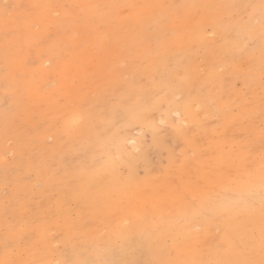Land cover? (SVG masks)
Masks as SVG:
<instances>
[{"label": "bare ground", "instance_id": "bare-ground-1", "mask_svg": "<svg viewBox=\"0 0 264 264\" xmlns=\"http://www.w3.org/2000/svg\"><path fill=\"white\" fill-rule=\"evenodd\" d=\"M56 1L30 0L36 13L22 17L27 25L21 33L23 42L13 61L0 67V80L12 82L10 73L17 68L24 73L20 68L23 45L37 35L34 22L43 31L53 26L49 14ZM206 3L203 9L199 3L192 4L190 16L182 21L183 34L142 53L139 65L129 66L123 80L122 74L110 79L107 73L111 62L125 60L122 46L107 29L93 35L99 52L86 43L74 55L72 63L80 79L74 93L56 90L43 96L37 87L47 75L42 67L30 82L8 84V91L16 94L10 115H17L24 98L44 102L47 109L43 113L38 105H30L38 122L21 123L28 134V157L0 162V190H10L6 197L0 194V264H83V248L95 258L90 264H113L115 257L120 264L260 259L264 175V72L260 67L264 63L242 47L247 61L239 58L230 64L231 76L226 67L227 48L241 47L234 43L238 29L243 33L240 38L255 42L264 55V14L262 28L233 24L230 12L236 0ZM71 4L60 0L56 8L67 12ZM182 50L184 59L193 63L192 72H197L188 74L179 59L170 67ZM78 59L84 64L77 65ZM102 59L107 62L102 69L95 67L97 76L85 84L89 66L102 64ZM244 62L251 68L246 79L256 91L238 89L233 80ZM215 64L219 66L213 68ZM201 66L209 70L198 71ZM199 72L204 74L198 76ZM89 93L94 95L90 106L70 110L73 96L85 100ZM123 101L126 107L118 109ZM105 104L125 118L114 130L115 139L101 140L99 135L104 124L110 125L107 118L103 120ZM74 114L82 119L70 127ZM1 116L0 153L3 137L12 131L10 118ZM48 136L54 141L47 146L43 141ZM81 147L92 149L88 162L71 168L63 165L64 155H75ZM99 155H104L103 161ZM244 201L251 207L245 208ZM226 206L238 210L227 213ZM99 248L104 253L100 257Z\"/></svg>", "mask_w": 264, "mask_h": 264}, {"label": "rangeland", "instance_id": "rangeland-1", "mask_svg": "<svg viewBox=\"0 0 264 264\" xmlns=\"http://www.w3.org/2000/svg\"><path fill=\"white\" fill-rule=\"evenodd\" d=\"M69 1H71L72 4L67 10L68 13L63 12L61 8H56L60 0L56 1L54 11L49 14L50 18L54 22L53 26L45 28L43 31L42 27L38 26L37 23L34 22L32 29L37 33V35L34 34L35 38L32 39L30 44H28L27 46L25 44L23 45L24 51H22L21 53L23 54V57L20 61V68L21 70L23 69L24 73L21 74L18 68L10 73L13 77L12 82L15 83V81L17 80V86L20 82H30L32 79L31 76L33 77V75H35V73H37L42 67L43 69H45V71H47V75L44 76V80L38 82L37 87L38 90L43 93V96L46 94H50L56 90L59 92L68 90V92H70L71 94L74 93L75 85L80 80L76 75V70L72 63L74 55L79 52L80 49L83 48V45H85L86 43L90 44L92 47H95V50L97 49L96 52H99L101 48L100 44H95V40L93 39L98 33H102L107 29H109L111 33L113 32L115 34L117 44L119 43L123 48L122 51L125 52V60L117 62V64L114 61L111 62L113 64L111 65L107 73L109 74L110 79H112L115 75L122 74L123 80L126 78L127 72L129 71V66L139 65L140 55L142 53L145 54L149 50L154 51L161 41H167L168 38H171L174 35L176 36L183 34L184 27L182 25V21L190 16V12L192 11V4L194 5L199 3L201 9L205 8V6L208 5L206 3V0ZM263 1L264 0H241L240 2V0H236L235 7H232V9H234L230 12V20L233 24L244 23L249 27L259 26L260 28H262L260 16L262 14L261 5ZM254 7L258 8L256 12H252V9H254ZM159 8L161 9L158 10ZM33 13H36V6L31 3L30 0H0V67H4L5 64L13 61L14 51H16L17 46L23 42L21 33L22 31L26 30L27 27L26 24L22 23V17L24 15H32ZM123 29H125V31ZM238 31L239 29L235 30L236 33L234 34V43H236L237 46L241 45V47L238 46V48H234V46H232L227 48V64L229 65L230 69L226 67V73H229V76H231L233 67L230 66V64L234 65L236 61L239 60V58L245 59V56L242 54V47L243 52L245 51V53H252L254 59L257 62L264 63V55L255 45V42H253L252 44L246 43L240 38L243 33H238ZM125 32L127 34H125L126 37L123 34ZM139 37H141V39ZM183 53H185V51H180L179 56L177 54L175 58L172 59L170 67H174V65L172 64L173 60L176 59L177 61V59H179L183 63L182 67L184 66L185 71L188 74L197 72H192V69H194L192 65L193 63L189 59L185 60V55H182ZM130 61L133 63H131ZM106 62L107 61L104 62V59H102V64L99 63L98 65L96 64V66H89L90 70L88 72V76L85 78V84L89 83L90 80L94 79V77L97 76V72L94 68L98 67V69H102L104 63ZM75 63L80 66L84 64V61L82 59H78L75 61ZM218 66V64L212 65L213 68H216ZM179 68L181 69V66H179ZM62 69L64 70L63 73L61 72ZM240 69L234 72L232 75L236 87L238 89L256 91V86L254 84H250L248 82V79H246V77H248V74L251 73L250 66H247L244 62ZM199 70L206 71L209 69L206 66H201L198 68V71ZM260 71L264 72V68L260 67ZM203 74L204 73L199 72L198 76ZM204 77L205 76H203V78ZM65 80H68L70 84L64 85L63 83ZM12 82H5V80L2 79L0 80L1 117H4L6 119L10 118V120L12 121V131L10 135L3 137V140L1 139L3 142V150L0 153V162H10L16 156H21L23 158L28 157V134L26 133V130L21 129V123L27 120L34 123L38 122V116L30 108L32 105H38L39 111L43 113L47 109L44 102H39L37 100L32 101L30 100V98H24L23 100H21V102L19 101V112L17 113V115H10V111L12 110V107L10 108V106L14 103V101H16V94L12 91H8V88H10L8 84H11ZM241 83L245 85H241ZM193 89L195 91V85L193 86ZM201 90L202 89L200 88L198 92H200ZM192 94L193 96H195V92H192ZM93 96L94 95L89 93L85 100H80L77 96H73L69 104L70 110L77 109L79 107H82L84 109L87 108L88 105L90 106V104L92 103ZM176 99H178V97ZM111 100V103L114 104V100ZM121 104L123 106L119 107L118 109H123L127 105V103L124 101ZM102 107L103 109L101 111H105V117L103 118V120H106L107 118L110 121V125L104 124L105 129L100 132V138L101 140L102 138L115 139L118 136H113V134L116 133L114 135H117L118 128L124 124V115L120 110H117L115 112H113L112 110H108L111 108H109V106H107L106 104ZM26 110L28 111V113H26ZM62 110V107H60V111ZM45 116L50 117L51 113L46 112ZM116 128L117 131L115 132L114 130ZM131 128L136 130L134 126ZM135 132L138 131L136 130ZM146 138H148L147 135ZM63 139H65V137H63ZM147 140L148 139H146V141ZM53 141L54 138L48 136L44 138L43 143L48 146L51 145ZM16 145L18 146V148L16 147ZM74 145L76 147L79 146L77 143H75ZM3 154L4 156H2ZM91 157L92 149L81 147L79 152L75 155L65 154L62 161L63 165L71 168L78 163L84 164L88 162ZM103 157L104 155L97 156V158H99L101 161L104 160L105 157ZM26 179L29 178L27 177ZM36 188H40V184H37ZM9 191V188L5 187L0 190V194L3 197H6ZM86 250L87 249L85 248L81 249L82 252L80 253V258L82 259V263H93L95 261V258H93V256L91 257ZM97 252H99V257L100 255L104 254L102 248H99ZM65 253L67 259L69 254L67 252ZM137 254H140V250H137ZM119 261L120 258L117 257L112 259L113 264H120Z\"/></svg>", "mask_w": 264, "mask_h": 264}, {"label": "snow or ice", "instance_id": "snow-or-ice-1", "mask_svg": "<svg viewBox=\"0 0 264 264\" xmlns=\"http://www.w3.org/2000/svg\"><path fill=\"white\" fill-rule=\"evenodd\" d=\"M261 11L262 14H264V3L261 5ZM262 38H264V30H262ZM82 117L79 114H74L73 117L69 121V126H75L80 123ZM264 172V170H262ZM245 208L251 207V205L248 204L247 201H244ZM225 212L227 213H234L238 209H234L230 206L225 207ZM259 215H260V223H261V245H260V259H245L242 261H236V262H217V264H264V175H262V195H261V201H260V209H259ZM96 264H101V262H96Z\"/></svg>", "mask_w": 264, "mask_h": 264}]
</instances>
